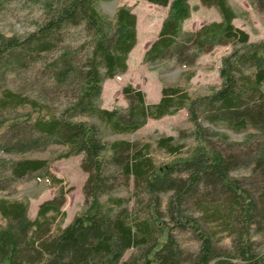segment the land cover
I'll return each instance as SVG.
<instances>
[{
	"label": "trees",
	"instance_id": "16d2710c",
	"mask_svg": "<svg viewBox=\"0 0 264 264\" xmlns=\"http://www.w3.org/2000/svg\"><path fill=\"white\" fill-rule=\"evenodd\" d=\"M99 1L113 0H56L44 5L45 19L34 32L12 37L0 33V151L24 155L52 145L67 146L65 157L82 155L81 168L88 174L83 187L86 210L56 235L52 227L66 217L63 206L72 188L60 187L40 205L35 220L28 217V203L0 199L4 220L0 264H264V253H257L254 239H264V195H254L230 176L242 166L264 170V143L246 153L213 150L198 115L232 129L264 130V42L251 43L249 35L235 27V13L227 0H200L205 7L217 8L222 21L197 31L183 29L192 12L188 0H146L169 7V13L144 62L153 66L172 60L177 66L191 67L201 55L230 44L232 52L222 60V85L199 99H190L181 88L167 87L156 104H147L144 92L127 85L122 93L128 107L104 109L98 104L103 83L127 71L129 54L137 44V17L133 7L123 5L110 20L98 11ZM71 29L89 34V44L87 40L66 44ZM57 51L60 54L54 55ZM35 62L50 83L44 81V89L35 88L31 98L22 94L19 84ZM246 69L252 72L247 75ZM64 92L73 94V101L56 113L51 106ZM26 107L46 115L39 113L33 119L29 113L22 119L20 112ZM182 109L189 112L200 145L191 158L166 165L154 162L150 143H106L98 125L77 121L95 118L112 134H129L144 127L148 119L174 116ZM4 114L14 117L6 119ZM175 141L168 136L157 144L177 155L183 145ZM42 172L49 173V161L1 160L0 192H12L17 182L38 174L42 180ZM53 182L55 186L63 183L57 177ZM131 183L138 203L144 204L147 198L142 212L129 209L130 199L113 197L118 187L129 190ZM168 193V221H164L160 196ZM102 196L108 197L109 207L101 203ZM222 199L230 203L229 209L227 203L219 204ZM194 206L202 217L190 213ZM204 222L229 232L233 249L219 247L214 228L205 227ZM175 229L195 236L200 242L196 253L180 248ZM131 249L134 253L123 261Z\"/></svg>",
	"mask_w": 264,
	"mask_h": 264
},
{
	"label": "rangeland",
	"instance_id": "374dc122",
	"mask_svg": "<svg viewBox=\"0 0 264 264\" xmlns=\"http://www.w3.org/2000/svg\"><path fill=\"white\" fill-rule=\"evenodd\" d=\"M55 1L0 0V33L6 37H12L25 36L34 32L45 19L44 5ZM196 1L188 0L192 12L190 18L185 22V31H197L203 25L222 21V16L217 8L204 6L208 9L214 8L219 13L212 10L198 11L199 6L196 5ZM227 2L235 13V19L233 20L235 27L245 31L249 35L251 43L264 42V0H227ZM120 4L133 7V11H135L139 18V32L141 36L139 44L131 58L129 69L113 79H106L104 81L102 95L98 102L100 107L109 110L126 109L129 103L122 91L127 85H132L135 89L144 92L147 104L158 103L162 97V90L167 87L181 88L188 94L190 99L209 97L221 87L222 60L232 52V45L215 47L211 52L201 55L191 67L177 66L172 60H164L151 66L144 62L143 56L152 44H147L142 36L145 37L147 34L156 35L157 28L165 13L169 11V7L158 6L146 0L99 1L96 3V7L101 14L107 16L110 20H114L116 8ZM79 30L71 29L66 44L74 41L69 45L75 46L83 40H87L89 44V34L86 37ZM84 51L81 53L82 56L85 54ZM57 53L59 52L57 51L54 55ZM40 67V63H32L29 65L32 72L23 75V82L19 85H21L22 94L26 97H34L33 90L35 88L44 89V81H47L48 84L50 83L48 77L39 72ZM251 72L250 70H245L247 75ZM61 90L65 91L66 89L62 88ZM262 91H264V85L262 86ZM73 97V94L67 92L61 93L55 102L53 101L54 104L51 106L53 111L58 113L63 107L73 101ZM20 113L22 114V119H26L25 115L29 113L32 114L33 119L37 118L39 113L46 115V112L33 111L31 107H26ZM198 115L200 123L205 129L206 141L213 150L225 153H238L239 151L246 153L248 150L250 152L251 149L264 143V130H255L252 127H248L245 130L232 129L226 123L219 122L213 124L205 120L201 113ZM4 116L6 119L14 117V115L10 116V114H4ZM2 121L0 119V123ZM77 121L98 125L103 133V141L106 143L122 140L150 143L152 145L150 156L157 165H166L179 159H189L195 154L200 145L195 136V125L190 120L189 112L186 109L180 110L174 116H166L158 120L148 119L144 127L135 133L129 134H112L95 118L80 117ZM168 136H173L177 145H183L179 154H170L158 146V140ZM231 144H238L240 146H232ZM68 152L69 147L62 145H52L47 150L26 153L24 155L7 154L0 151V161H19L23 159L49 161V173L42 172L44 176L42 180L37 179L38 174L17 182L12 192H0V199L28 203L29 219L35 220L37 218L40 205L47 200H51L58 193L60 187H64L66 190L73 189L67 194L66 203L63 206L66 217L56 221L52 227L54 235L61 228L69 225L76 215L84 212L87 208L83 187L88 174L81 168L83 156L72 155L65 157ZM106 155L109 156L110 153ZM240 156H243V154ZM230 176L240 182L242 187L250 190L254 195L258 197L264 195V170L262 168L242 166L233 170ZM53 177L62 179V185L55 186ZM132 191L133 185L131 183L129 190L118 187L113 197L130 199L129 209L142 212L141 209L147 202V198H143L144 204L138 203L139 199L132 196ZM170 195L168 193L160 196L161 212L164 221H168L166 210ZM100 201L104 207L111 205L108 202L107 196H102ZM223 201L224 199L219 204L227 203L226 209H229L230 203ZM189 211L196 217H202L198 206H194ZM0 224H4L1 215ZM204 224L207 228H214L216 232L215 239L216 241L220 240L217 242L219 247L226 250L233 249V242L229 232L215 229V224L205 222ZM173 235L184 252L193 254L198 251L200 242L191 232L175 229L173 230ZM254 239L258 243L256 246L257 253H264V239L259 237H255ZM133 253L134 249L128 250L124 255L123 261L129 259Z\"/></svg>",
	"mask_w": 264,
	"mask_h": 264
},
{
	"label": "crops",
	"instance_id": "0c3cea01",
	"mask_svg": "<svg viewBox=\"0 0 264 264\" xmlns=\"http://www.w3.org/2000/svg\"><path fill=\"white\" fill-rule=\"evenodd\" d=\"M196 5L197 6H199V8H198V11H201V10H212V11H214V12H217V13H219L216 9H214V8H212V9H208V8H205L204 6H202L201 5V3H200V0H197L196 2ZM124 4H120V5H118L117 6V8H116V10H118V8L119 7H121V6H123ZM117 12V11H116ZM115 12V13H116ZM134 12V14L136 15V17H137V44H136V46H135V48L132 50V52L129 54V58H128V61H127V64H128V69H129V66H130V63H131V58H132V56H133V54H134V51H135V49H136V47H137V45L139 44V40H140V36H141V34H140V32H139V18H138V16H137V14L135 13V11H133ZM168 13H169V11L167 12V13H165V15H164V17L162 18V20H161V22H160V24H159V26H158V28H157V31H156V35H154V36H152V35H150V34H147L145 37L144 36H142L143 37V40L144 41H146V43L148 44V43H150V45L158 38V36H159V34H160V31H161V29H162V25H163V22H164V20H165V18L167 17V15H168ZM219 15V14H218ZM187 21V20H186ZM185 21V22H186ZM185 22L183 23V29H184V26H185ZM146 52V51H145ZM144 56H145V54H144ZM144 56H143V58H144Z\"/></svg>",
	"mask_w": 264,
	"mask_h": 264
}]
</instances>
